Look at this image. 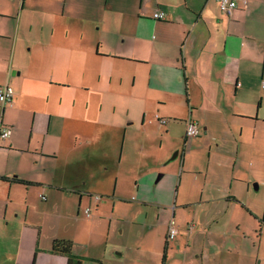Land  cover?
I'll list each match as a JSON object with an SVG mask.
<instances>
[{
    "label": "crops",
    "instance_id": "0c3cea01",
    "mask_svg": "<svg viewBox=\"0 0 264 264\" xmlns=\"http://www.w3.org/2000/svg\"><path fill=\"white\" fill-rule=\"evenodd\" d=\"M236 1L228 17L216 0H0V84L14 92L12 103L0 100V127L11 128L0 138V177L30 182L0 178L3 260L26 264L31 254L34 264L46 252L42 199L75 195L79 214L95 193L131 195L138 227L125 251L106 242L98 264H264L250 205L264 170V0ZM190 118L198 133L187 138ZM159 135L176 143L170 151L183 147L172 179L153 185L163 151L146 169L131 165L135 187L114 173L112 190H100L99 176L95 192L78 188L96 149L118 146L122 160ZM98 199L95 215L83 213L93 223L114 215Z\"/></svg>",
    "mask_w": 264,
    "mask_h": 264
},
{
    "label": "rangeland",
    "instance_id": "374dc122",
    "mask_svg": "<svg viewBox=\"0 0 264 264\" xmlns=\"http://www.w3.org/2000/svg\"><path fill=\"white\" fill-rule=\"evenodd\" d=\"M172 145L175 146L176 143H173L172 140H166L165 138L160 137V135L157 137L155 136L153 137L148 150H145L144 152H136L134 150L127 151L125 152L122 160L119 159V153H117L118 146H112L109 149L107 156L101 155L100 149H96L95 151L99 152L94 153L91 162L92 165L88 169V171L91 172V176L87 178L80 176L78 188H81L83 191L89 190L90 192H95L94 188L98 186L100 182L97 181L99 176V178H101V184L105 185L106 188L100 190H112L116 180V175L114 173L121 178L120 181L124 182V184L133 185V187H135L136 179L132 170L136 171V169L131 165L138 164L146 169V164L151 161L152 157L162 153L163 151L166 152L165 154L169 155L161 162V169L156 171L153 177V185L156 186L159 183L172 179L173 175H170L169 171L178 163L176 164V159H173L166 164H164V162L173 155L175 150L178 149L181 152L183 148L181 144L179 148L170 151ZM258 149L261 150L262 148L258 147ZM164 169H166L167 173L164 172ZM140 173V177L143 179V176H145L147 172ZM159 173H164V175H162V178L157 181L156 179ZM251 189L252 196L250 205L253 206L252 209L256 214V244L258 243L257 245H261L260 256H264V225L259 223L264 215V170L257 173V179L251 183ZM126 193V190L120 188L118 189L119 195ZM94 194L95 193H92L91 195L92 202H87V204H90L89 206L92 209V213L95 212V215L96 211L99 210L96 209V199L94 198ZM61 196L62 197L58 201L49 200L47 202L41 198V201H43V209H45V207L48 209L47 226L43 229V239L41 242V246L46 252L39 251L37 260L34 264H65L66 259L64 257L55 256L50 253V244L53 236L55 235L57 239L70 241L72 243V253L80 258L82 264H98L97 259L103 258L102 248L106 242L109 244H117L119 245V249L124 251L128 243L129 245L134 243L135 239L133 238V240L129 237L128 232L129 228L131 229V233L136 232L138 228L136 222L130 221V216L135 213V206L133 205L135 201L132 197H130L131 195L129 197H125L128 198L129 201H127L128 199H124V201H122L115 197L114 202L113 198L108 197L105 194L102 195V198L98 200L101 201L100 203L102 204H104V200L108 201L106 203L107 209L110 210L113 206L114 215L108 213V216L106 215L107 218H100V216H103L100 215L98 216V219H96L95 223L92 222L93 218L87 219L84 217L82 212H79V214L77 213L79 198L75 195L65 196V194H62ZM86 197L87 196L84 195L82 205L87 201L88 198ZM41 201L39 200V204L37 200H33V205L35 207H40ZM82 209L83 207H81V211ZM116 225L123 229V234H120L119 229L112 228ZM6 251L5 246L0 248V264H11V258L3 260ZM107 251L110 250L107 249ZM115 253L116 251L114 254ZM24 257V262L26 264H33L31 254ZM94 257H97V259ZM256 261L259 264L260 257H257ZM262 262L264 263V261ZM104 264H110V262L104 261Z\"/></svg>",
    "mask_w": 264,
    "mask_h": 264
},
{
    "label": "built area",
    "instance_id": "2783aa9c",
    "mask_svg": "<svg viewBox=\"0 0 264 264\" xmlns=\"http://www.w3.org/2000/svg\"><path fill=\"white\" fill-rule=\"evenodd\" d=\"M219 4L220 10L223 14L230 17L234 10L237 7V1L236 0H216ZM245 3L246 0H243ZM154 19H163L164 18V12L162 10H157L153 13ZM262 88H264V81H262ZM14 99V92L12 87L8 83L0 84V100L3 103H12ZM158 121L160 124H164L166 122V119L159 118ZM11 132L10 127H0V138L7 137ZM198 133V122L194 119H187L185 121V136L187 138L195 137ZM95 199L100 198V195L95 194ZM84 215L89 218L91 216V209L89 206H86L84 211ZM179 233V230L174 225L170 224L167 228V240H173L175 236Z\"/></svg>",
    "mask_w": 264,
    "mask_h": 264
},
{
    "label": "trees",
    "instance_id": "16d2710c",
    "mask_svg": "<svg viewBox=\"0 0 264 264\" xmlns=\"http://www.w3.org/2000/svg\"><path fill=\"white\" fill-rule=\"evenodd\" d=\"M0 178L3 180H11L14 182H18L24 185L30 184L29 181H25L17 177H12L8 179L7 177L1 176ZM262 222L264 223V219L262 220ZM50 253L52 255L64 257L66 259V264H82L80 258L72 253V243L70 241L54 240L51 245Z\"/></svg>",
    "mask_w": 264,
    "mask_h": 264
},
{
    "label": "water",
    "instance_id": "95a60500",
    "mask_svg": "<svg viewBox=\"0 0 264 264\" xmlns=\"http://www.w3.org/2000/svg\"><path fill=\"white\" fill-rule=\"evenodd\" d=\"M177 154H178V150H176V151L173 153V155L169 158V161L175 159V157L177 156ZM161 175H162V173H159V174L157 175V179H156V180H159L160 177H161Z\"/></svg>",
    "mask_w": 264,
    "mask_h": 264
}]
</instances>
